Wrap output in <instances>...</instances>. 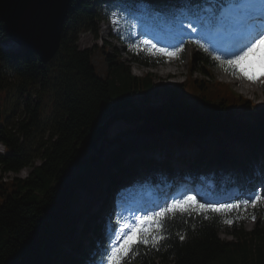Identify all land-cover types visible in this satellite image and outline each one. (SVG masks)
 <instances>
[{"label": "trees", "instance_id": "trees-1", "mask_svg": "<svg viewBox=\"0 0 264 264\" xmlns=\"http://www.w3.org/2000/svg\"><path fill=\"white\" fill-rule=\"evenodd\" d=\"M144 2L160 8L169 19L195 0H73L61 49L48 64L35 52H6L0 46V99L16 87L25 100L22 118L11 123L6 121L0 102V141L7 148L6 153L0 152V168L18 172L36 156L43 158L28 176L0 180V264H95L104 255L103 248L95 244L102 239L100 225L95 227L96 236L89 231L96 220L91 208L94 200L102 197L105 179L115 175L116 171L110 174L111 169H117L118 174L137 169L140 176L132 187L139 190L141 179L160 181L149 175L150 166L167 163H155V159L141 163L138 156L129 163L119 162L121 156L139 147L123 133L112 136V127L119 121L131 131L152 135L149 146L166 140L171 144L173 140L196 143L204 157L212 154L213 158L203 161L199 157L192 162L195 170L189 173L208 169L213 174L207 176L212 175L218 187L229 177L245 183V171L252 170V160L260 161L264 102L237 94L220 80L193 76L199 71L212 77L214 59L206 50L196 52L186 79L164 84L151 74H134L108 47H79L81 31L98 34V21L110 11L125 12ZM9 38L0 17V41ZM129 49L144 63L156 59L130 43ZM96 53L102 55L98 64ZM49 90L54 92V115L45 126L41 116ZM216 101L223 102L224 114L213 105ZM230 171L233 175L227 176ZM81 191L91 199L84 201L83 210L77 213L70 206ZM253 215L262 220L254 229H244L243 222ZM80 220L82 228L78 230ZM263 222L264 203L220 213L177 212L166 218L161 232L156 233L164 237L157 247L135 246L124 264H264ZM222 230L238 239H222ZM79 231L88 235L94 249H82Z\"/></svg>", "mask_w": 264, "mask_h": 264}, {"label": "rangeland", "instance_id": "rangeland-1", "mask_svg": "<svg viewBox=\"0 0 264 264\" xmlns=\"http://www.w3.org/2000/svg\"><path fill=\"white\" fill-rule=\"evenodd\" d=\"M232 1V0H230ZM208 7V6H207ZM210 8V7H208ZM239 8L243 10V8H245V4L239 6ZM238 8V9H239ZM228 9L230 10H234L235 7L234 6H226L223 8L222 10V14L224 15H229L227 14ZM238 15V14H237ZM146 16L147 19H149L150 21H154L157 22V25L161 26L159 29H155V28H151V26H147L144 24L143 21V16L140 15H136L134 18H138L139 21L135 24H131V25H126L125 21L128 18V15H122V16H118V15H112V17L110 19H106V20H102L100 22V30H99V36H97L94 32L92 31H82L79 33V37H78V45L80 48L84 49V48H92V49H96L97 45L101 46V45H105L108 48H110L111 52L113 53V55L115 57L117 56H121V59L124 60L127 65L130 66V70L139 76H145V75H152L155 78V81L159 82H163L164 84L166 83H170V84H177L179 82H182L184 79H186L188 77V75L191 73V66L193 65V60L192 57L194 55V53L192 51H194V43H190V45L188 46V48L186 49V51L184 52V55L182 57H178V53L174 56L172 55H165V59L166 60H170L171 62H164V63H157L156 65L152 64V65H144L141 63H137L135 62V60L132 59V55L129 54L126 51V44L123 43L122 41H120L119 39H117L116 35L118 34H122L123 31H128L129 28H133V36H134V40L136 42H140L142 43L145 47L148 48H152L154 50H159V49H167L169 51H176L177 49H183V47L186 45V41H190L192 39H194V41L196 40L195 38L197 36H201V38L199 39L204 44V46L207 48H211L212 47V43H210V37L214 34H216V28H213L209 31V35L205 36L202 35V31L199 28L200 26V22L202 21H198L197 18H191L188 21H186L185 19L183 20H177L176 21V27L170 28L169 26H165L162 22H161V13L160 11H153L151 14H147ZM149 21V22H150ZM191 23L193 25V28L196 29V31H193L192 29L188 28L187 25ZM166 35H172L171 37H173V39L175 41L173 42H166ZM145 41H150L151 43H145ZM13 43L11 41H8V43ZM7 45L5 42L1 43V46L3 49V46ZM155 46V47H153ZM207 48V49H208ZM209 50V49H208ZM196 51V49H195ZM180 52V51H179ZM102 55L99 53H96L95 55V63H99L100 59H101ZM232 57L228 58L227 60L231 59ZM212 69H213V75L212 77L202 74L199 71H196L193 74V76L198 77V78H213V79H220V80H226L227 82L228 80H230V77L225 76L224 75V70L220 67V65H211ZM101 67V65H100ZM256 68L258 69L257 65ZM256 68L247 70L248 74H252L255 73L257 74ZM169 71V72H166ZM246 71V70H245ZM239 76V75H238ZM259 81L257 83H253L250 85H255L258 89L257 92L254 93L255 96H253L254 94H248L247 92H245V88H243L242 86L238 85L236 82L235 84L232 83V87L234 88V90L239 93V94H243L249 98L254 99L255 101L258 102H263L264 101V80L261 77H259ZM262 78V79H261ZM232 80V79H231ZM234 80H240V78L235 77ZM262 81V82H261ZM241 85H244V82H240ZM33 99L36 100V95L33 96ZM24 101L23 98L21 97V95L17 92V88L14 87V89H11L10 91L7 92L6 95H4L3 100L1 101L4 107V114L5 117H7L8 121L11 123L14 120H19L22 118V116L20 115V112L22 111V108L24 106ZM156 105L159 104L158 102H155ZM213 105L216 107V109H219V114H224L221 113V110H223V102H219L216 101L215 103H213ZM212 105V106H213ZM213 107V108H215ZM16 108V110L18 111L19 109V113L17 112L16 114H12L13 113V109ZM53 115H54V92L52 90H49L48 92H46L45 97H44V106L42 109V116H41V120H42V124L43 125H47L52 119H53ZM219 115V116H220ZM239 116V113L237 114ZM122 135L124 137H128V138H132L136 141V143L140 146L145 145L147 142L152 140V136L146 134V133H138L135 131H131L129 130V127L127 126V124L123 121H119L117 123H115V125L112 127L111 130V134L112 136H118V134ZM46 134V138H48V134L49 131L47 130L45 132ZM208 138H210V136H208ZM141 148V147H140ZM5 146L3 143L0 142V152H5ZM138 151V150H137ZM200 151V148H195L194 152L192 154V157L195 156L196 152L198 153ZM182 155H179V153L173 152L171 153L169 156L173 157L174 155H176V159L178 160V164H176L179 167H189V160H184V162H180V159L182 157H188L187 153L184 151ZM180 152V153H181ZM137 152L135 150L133 151H129V154H136ZM141 153H144L143 150H141ZM180 156V157H179ZM182 156V157H181ZM188 159V158H185ZM192 159V158H189ZM43 162V158H41L40 156H36L33 159V163L30 165H27L25 167H23L20 171L18 172H4L2 171V169L0 168V180H8L12 177H16V176H20V177H26L28 176L31 171L33 170V168L36 165H39ZM175 165V164H174ZM85 169H82L81 171L84 172ZM167 172H169L168 170H166ZM174 171H177V167H174ZM174 175H176V173L174 172ZM127 176L130 175H123V176H116L115 178L118 179H124ZM177 177H178V173H177ZM209 183H213L212 179L208 180ZM160 187L161 186H154L148 183H145L144 185V190L143 192L140 194V196L135 200V201H120L118 200L117 203L115 202V206L116 207V216H117V220L121 223V225L116 228L114 230V232H116L118 229H123V231H128V227H126L127 225H133L135 223H137V218L139 217H145L148 216L151 212H149V208L151 207H159L164 205L163 203H159L160 202V196H161V192H160ZM198 191H200L201 193H203L200 187H196ZM260 189L259 192H263L264 193V186H259L258 187ZM112 186L111 185H107V184H103V190H104V194L106 193V197L109 198L108 200V210L110 209V207H112V200L110 197L111 194V190ZM234 185H231L230 187H228L226 189L227 195H211V193H203V195L205 196L206 201H208L209 203L212 204H223L222 200L223 198L232 195V193H236L235 192ZM109 193H108V192ZM248 191V190H247ZM196 189H190L187 192H184V196H195ZM257 191H253V192H248L247 197H244V199H248L250 196H252L254 193H256ZM182 192H179V194H176L174 196L170 197V203L173 199H182ZM196 197V196H195ZM91 199L86 193H84L83 191L78 192L77 194V198L71 201V209L77 213H80V211H82V204L84 203V201ZM103 200H97L96 203H93V210H96L97 208H99V205L102 204ZM222 202V203H220ZM262 220V219H261ZM109 222V221H107ZM259 220L258 217L255 219H248L244 222V229L246 230H252L254 229L257 224H258ZM264 223V222H263ZM110 225V224H109ZM232 229V228H231ZM220 236L222 239L225 240H237L238 236L235 234L230 233L227 230H223L220 232ZM100 264H107V260L106 258L104 259V261Z\"/></svg>", "mask_w": 264, "mask_h": 264}, {"label": "snow or ice", "instance_id": "snow-or-ice-1", "mask_svg": "<svg viewBox=\"0 0 264 264\" xmlns=\"http://www.w3.org/2000/svg\"><path fill=\"white\" fill-rule=\"evenodd\" d=\"M255 7V2L245 5L247 10L254 9ZM260 17L261 21L257 25L264 24V2H260ZM187 27L196 31L191 23H189ZM145 43L151 42L145 41ZM262 48H264V29H259L254 32L244 47L238 50V54H231L232 58L228 60V64L231 65L234 70L240 71L246 78L255 80V76L249 75L247 71L240 67V62L259 52L261 63L264 64V52H261ZM159 51L164 55L174 56L179 51H182V49H177L176 51L159 49ZM217 59L220 58L217 57ZM259 203H264V196H262L259 191L254 193L248 199L238 201L235 204H205L196 201V197L190 195L185 196L182 199H173L170 204L160 207L159 211L151 213L145 217H139L137 218V223L127 225L126 227H128V231L118 229L114 232V238L105 250L107 264H124L125 258L128 256L129 252L139 244H151L153 247H157L159 241L164 239V237L156 235V233L161 232V226L165 219L170 215L174 216L177 212L188 213L189 215H191L192 211L203 212L205 214L209 211L220 213L231 211L233 209H240L241 205H243L245 209H247L249 205L256 207ZM255 218L256 217L253 215L252 219ZM226 223L231 224L232 221L227 220ZM180 239H184V237L181 236Z\"/></svg>", "mask_w": 264, "mask_h": 264}, {"label": "water", "instance_id": "water-1", "mask_svg": "<svg viewBox=\"0 0 264 264\" xmlns=\"http://www.w3.org/2000/svg\"><path fill=\"white\" fill-rule=\"evenodd\" d=\"M72 0H0V16L13 40L45 63L61 47Z\"/></svg>", "mask_w": 264, "mask_h": 264}, {"label": "bare ground", "instance_id": "bare-ground-1", "mask_svg": "<svg viewBox=\"0 0 264 264\" xmlns=\"http://www.w3.org/2000/svg\"><path fill=\"white\" fill-rule=\"evenodd\" d=\"M253 2H255L256 5L259 4V0H246L245 5H246V4L253 3ZM242 5H244V4H242ZM240 6H241V5H240ZM238 10L242 11L241 8H239ZM6 49H10V48H6ZM159 64H160V63H159ZM256 65H257V67H258V69H257L258 74H260V76L264 77V64L261 63L260 58L256 61ZM166 72H169V71H166ZM263 80H264V78H263ZM230 81H231V79H230ZM235 82H236L238 85H240V86H242L243 88H245V92H247L248 94H254V93L257 92V89H258V88H257L255 85H250V84H244V85H241L240 80H236ZM261 82H262V81H261ZM253 96H255V94H254ZM185 152L187 153L188 157H182V158L180 159V162H184L183 160H185V158H188L189 161L191 160V159H189V158H193V157H192V153H189L188 150H186ZM172 158L175 160L173 163L178 164V160L176 159V155H174ZM127 159H128V158H127Z\"/></svg>", "mask_w": 264, "mask_h": 264}]
</instances>
